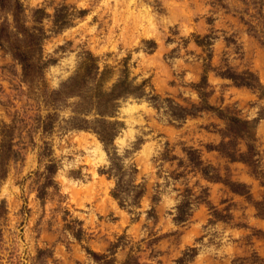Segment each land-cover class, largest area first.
<instances>
[{
    "label": "rangeland",
    "instance_id": "1",
    "mask_svg": "<svg viewBox=\"0 0 264 264\" xmlns=\"http://www.w3.org/2000/svg\"><path fill=\"white\" fill-rule=\"evenodd\" d=\"M0 264H264V0H0Z\"/></svg>",
    "mask_w": 264,
    "mask_h": 264
},
{
    "label": "trees",
    "instance_id": "2",
    "mask_svg": "<svg viewBox=\"0 0 264 264\" xmlns=\"http://www.w3.org/2000/svg\"><path fill=\"white\" fill-rule=\"evenodd\" d=\"M243 122H245V121H243Z\"/></svg>",
    "mask_w": 264,
    "mask_h": 264
}]
</instances>
